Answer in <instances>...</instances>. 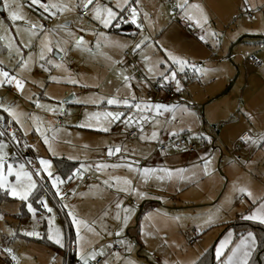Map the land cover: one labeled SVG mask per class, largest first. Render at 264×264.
<instances>
[{"label":"rangeland","instance_id":"rangeland-1","mask_svg":"<svg viewBox=\"0 0 264 264\" xmlns=\"http://www.w3.org/2000/svg\"><path fill=\"white\" fill-rule=\"evenodd\" d=\"M167 1L161 0L169 4ZM42 2L60 3L67 7L51 16L39 6L31 5L30 0H7V8L4 6L5 0H0V70L25 81L22 91L16 89L14 82L0 85V105L11 107L20 120V123H16L7 112L0 110V131L5 133L0 136V142L6 145L3 150L5 174L7 164L15 168L23 163L26 170L33 171L41 167L39 159L43 158L49 161L53 179L58 176L63 181L53 187V180L48 178L46 172L33 177L37 182L35 189L41 186L40 200L45 215H36L31 208L29 219L18 222L21 234L37 233L34 236L38 237L44 227L47 239L49 234L53 237L49 239L52 241L59 236L67 245L65 232L69 227L74 238L71 245L82 264L80 253L88 256L94 251H102L104 255L89 258V264H95L97 259H101V264H196L200 253L208 249H213L215 255L220 233L230 226L235 220L236 211L250 199L240 189L251 192L250 188H253L249 183L245 185L241 177L226 188L221 171L222 164L228 159L226 152L229 155L233 145H228L233 143L230 140L234 141L242 130L251 139L247 140L244 153L236 154L235 162L239 163V170L247 172L255 183L264 185V178L245 165L260 163L264 170V44H238L237 41L230 44L239 26L252 22V16L255 20L254 14L258 10H253L248 0H191V6L185 12L180 11L176 17L177 22L184 21L181 25L182 35H176L175 39L164 37V46L158 45V41L152 44L145 37L144 43L136 49V44L131 46L129 43L133 37L114 34L116 20L105 28L93 19L90 12L86 11L87 15L83 17L79 7L82 0ZM99 2L117 12V19L123 13L120 8L134 6L132 0ZM205 2L207 7L204 8ZM245 7L250 10L246 11ZM11 12H16L23 19L11 21ZM188 15L192 16V20L187 18ZM195 21H199V24ZM33 24L43 25V33L30 35ZM188 24L195 28L193 35L184 29ZM34 31L40 33L39 27ZM142 36L138 38L139 41ZM80 37L83 43L77 45L76 40ZM48 41L53 51H45L44 54L46 61H52L51 64L39 59L43 45ZM125 52H136L140 62L142 56L148 73L142 66L131 69L124 57ZM165 52L168 58L171 54L187 61L184 71H180V65L171 58L170 61L166 60ZM21 57L27 60L24 68L19 66ZM250 58L258 60L261 65L255 66L249 61ZM42 64L44 67H41ZM194 67L206 71L196 72ZM187 71L190 72L188 75H193L192 80L186 82L188 95L176 79V76H184ZM171 72L176 73L174 78ZM139 74L147 79L144 80L146 85L163 86L166 83L172 86L173 92L178 93L176 102L182 103L172 117H165L172 123L179 122L171 133L175 132L176 137L189 134L192 142L199 145L200 154L208 157L206 161L202 159L203 164L194 163L190 167L189 171L195 177L183 179L180 187L185 186L184 189L169 186L172 176L182 173L180 166L183 160L166 161L164 167L160 166L159 161L153 167L155 162L150 154L155 152L154 142L161 140L153 138L152 134L143 143L140 137L127 139L135 116L132 112H144L143 102L146 100L150 102L154 99L158 104L148 88L150 85L144 88L142 82L137 80ZM164 75H168L169 79H163ZM125 76L130 77L127 82ZM212 77L218 80L217 84L211 83L215 82L210 81ZM3 79L0 77V80ZM108 99H115L119 103L109 105ZM124 100L128 101L127 105L123 103ZM167 103L168 100L164 104ZM197 111L202 118L196 115ZM105 112L122 115L120 119L113 120L106 118L103 115ZM57 116H62L63 120H58ZM129 117H132L131 125L125 123ZM8 128L15 132V136L19 135L23 144L30 146L34 153L29 165L13 159L17 158V152L10 141L14 145L17 142L11 139L10 134L6 135ZM104 128L107 131H103ZM220 131L222 140L215 139L216 145L213 146V138ZM42 136L48 137V144L44 143ZM201 140L205 142L204 146H201ZM116 147H120L121 151L115 152ZM109 148L113 150L112 155L108 154ZM22 151L21 154H24ZM172 153H175L173 149L166 154ZM166 154L163 153V157ZM107 157L111 160H107ZM53 159L77 162L78 168L71 181L66 182L56 173ZM246 160L250 162L245 163ZM98 165L108 167L98 168ZM166 166L170 171H164ZM145 169L150 171L145 173ZM87 176L93 181L82 183V178ZM38 178L39 181L46 180L45 186L39 185ZM8 180L14 182L15 177L9 176ZM125 180L130 184H125ZM167 187L173 188L174 193L167 201L160 203L157 200L169 195ZM0 191L12 198L6 188ZM257 192L260 194L261 189ZM65 193L70 197L66 203L60 201ZM31 194L32 191L29 196ZM141 196L149 197V200L138 202ZM239 196L246 197L244 203L238 201ZM13 198L19 203L28 200ZM15 201L0 203V214H8L1 223L4 227L13 225L15 218L10 215L20 210ZM207 202L210 203L202 205ZM118 203L121 205L119 209L116 207ZM125 209L128 211L125 212ZM125 215L128 216L127 220L124 219ZM23 245L18 248L21 254ZM115 246L117 251L114 250Z\"/></svg>","mask_w":264,"mask_h":264},{"label":"crops","instance_id":"crops-1","mask_svg":"<svg viewBox=\"0 0 264 264\" xmlns=\"http://www.w3.org/2000/svg\"><path fill=\"white\" fill-rule=\"evenodd\" d=\"M132 1L134 4L133 7H135L137 9V23L136 24L131 23V16L129 15L130 21L124 25V26L129 27V28H127L126 31H123L122 33H117V32L115 33L116 29H120V28L115 27V29H114L115 30L114 34L122 35V36H125L128 38L133 37L129 41L131 46H132V44H138L141 41H144L145 37L148 39L149 42L151 41L152 44H157V41H158V45L164 46V44H163L164 43L163 42L164 37L166 38L167 36H171L172 39H175L176 35H178V34L182 35V26H183L184 21L182 20L180 22H177L176 17H177V14L180 13L181 10L178 7H176V5L179 3H183L184 0H168L169 2L167 1V3H169V4H165V3L161 2V0H138V3L136 2V0H132ZM248 1L250 2L251 8L253 10L257 9L258 13L254 14V16H256L255 20L252 16V20H253L252 22L251 21L247 22L246 26H243L242 24L239 26L240 28L236 31L235 37H232L231 40L229 39L230 44H233V42H236V41L238 44H240V43L255 44L256 42H262L264 44V0H248ZM191 4H192L191 0H188V8H189V6H191ZM203 4H204L203 5L204 8L207 7L206 2ZM128 7H126V8H128ZM199 10H202V9L199 8ZM85 15H87V12ZM241 17L244 18L242 15H241ZM247 17L251 18L248 14H247ZM137 25H143L144 29L138 30ZM184 29L191 35H193V33L195 32V31H193V32L189 31L187 29V27H185ZM139 33H140V35H138ZM141 35H143L142 36L143 38H141V40L139 41L138 38H140ZM153 36L156 38H154ZM156 47H158V46H156ZM125 53H127V52H125ZM132 53L134 56V60L131 63L128 62L129 67L132 69V68H137L138 66L141 68V66H142V69L147 74L149 69L145 66V63L143 61L142 56H141L142 61L140 62L136 58V56H137L136 52H132ZM167 55H168V53L165 52L164 57L166 58V60L170 61V58H168ZM124 57H125V54H124ZM252 59H254V58H250L249 61H252ZM255 61H256L255 63L252 62L255 66L261 65V63L258 60H255ZM187 72L190 74L189 71H187ZM184 73H186V72H184ZM192 76L189 75V77L186 79L188 81H191L193 78ZM179 77L181 78V80H183V83L185 85V88L182 86V90L188 95L187 90H186L187 80L185 79V76L179 75ZM210 79H211L210 81H215V82H211L212 84L215 85L218 83V80H215L213 77ZM144 80L147 81V79H145V77H144ZM144 80L140 81V82H142V86L144 88H147L148 84L151 85V83H147V85H146L145 84L146 81H144ZM148 88L150 89V87H148ZM176 95H177V97H179L178 93H176ZM176 100L177 99H173V100L169 101V103L162 105L164 107H161L160 109H157L155 107V105H157V104L155 103L154 99L151 100L150 102L148 100L144 101L143 102V105H145V107H144L145 111L144 112H136V111L132 112L133 115H135V116L133 118V125L130 127V130H128V133L135 129L138 134L134 139H137V137H140V140L142 143L153 132L156 133V138H158V140H161L160 142L165 141L169 137H176L175 135H171V132L173 131V129L175 127L174 125H179V122H178V124H175V122L172 123V121H170V120L169 121L165 120V117L166 118L167 117L170 118V116L172 117L173 116L172 113L177 108H179V105L182 103L180 101V103L177 104ZM178 100H180V99H178ZM190 114L191 113H189V115ZM196 115H197V113H196ZM217 132H218V130L216 131V133ZM240 132L241 133L235 139L236 141L230 140L233 143H229L228 145L233 144L232 146H234L238 142L237 141L239 139L238 137H240L242 135V133H244V131L242 130ZM141 136H143V139H141ZM127 139H128V134H127ZM134 139H128V140H134ZM215 139L222 140L221 139V131L218 135H216L215 138H213V141H214L212 143L213 146L216 145ZM249 139H251V138H249ZM16 142H17L16 144L18 145L20 151H17V158L13 157V159L14 160H17V159L22 160L23 162L26 163V165L27 164L29 165V162H32L30 160V158L33 157L34 153L32 152L30 146H25L23 144L22 140H20V138H19V135H16ZM156 142L157 141L154 142V145L157 144ZM246 146L247 145H244L239 150L233 152L232 155H228L226 152V156L228 159H227V161H225L224 164H222L221 171L223 172V177L225 180V187L228 186L229 183H232V184L236 183L238 178L241 177L242 178L241 181L245 182V185L247 183H249L250 186L253 187V188H250L251 193L253 195L247 201V203L244 204V206L240 210L236 211L237 213L234 217L235 220L232 223H230V226H228L227 228L222 230V232L220 233V238H218L217 241H219V240H220V242L226 241L227 246L221 250V254L219 257H217V252L215 250L214 258H217V259L216 260L214 259V264H225V262L228 261L229 256H232L231 264H239V260L243 257V253L245 251L249 252V254H250L248 257V260H249L251 255L253 254V252L256 249L255 248L256 247V238L252 232H250V231L238 232L234 228V226L238 220L244 221L246 219V220L253 221V222H256L259 224L261 223L258 219L253 220V219H247L246 217H248L251 214V212L258 207V203L261 200H264V185L261 184L260 182H259V184L255 183L253 181V178L250 177L249 175H247V172L240 171L241 169L239 170V168H238V167H240L239 163L235 162V160H237L236 154L237 155H238V153L243 154L244 153L243 149ZM154 148H155V152L153 154H150V155H153L151 157V160L153 162H155L153 167L156 166L157 165L156 162H159V161L161 164L160 166L164 167V162H166V161L181 162V160H183L182 164L180 166V171H182V173L180 175L176 174L175 176H172V179L170 180V183H169V186L170 185L175 186L173 188H177V190H179L178 188L181 186V183H182L184 178L195 177V175H193L191 173V171H189L190 167L194 163L203 164V162L208 159V157L206 155L204 156V155L200 154L201 152L199 151V149H197L195 153H187L183 148H181L180 150H177L174 148H169L168 150H166V152H163L164 155L167 152L170 153V150H172V149H173V152H175V153L178 152L180 154L179 155H176L175 153L166 154V156L163 157V153L157 152L156 147H154ZM227 148L230 149V147H227ZM227 148H224V149L227 150ZM14 150L16 152V149H14ZM22 150H24L25 152H23ZM21 151L24 154H21ZM220 153H221V151H220ZM212 155H214V154H212ZM154 156L158 157L159 159H155ZM106 159L111 160L110 157H107ZM202 159L204 161H202ZM232 162L236 163L237 166ZM249 162H250L249 160L248 161L246 160L245 163H249ZM245 165L248 167V169L252 168V171L254 172V174H257L258 176H262V178H264V170L261 169L260 163H259V165H248V164H245ZM151 168H149V169H151ZM30 169H31V167H30ZM164 171H170V170H168V167L166 166V168H164ZM236 174H238L239 176H237ZM196 176H198V173ZM203 177H200V178L203 179ZM83 179L84 178H82V180ZM39 180L40 179L38 178V183H40L39 185H42L41 184L42 181L40 182ZM43 181H44V185H42V186H45L46 180L44 179ZM91 181H93V179L89 180V182H91ZM89 182H86V184H89ZM184 187L185 186H182L180 188L184 189ZM173 188L167 187V189H168L167 193H169L167 198H165L163 200H157V201H159L160 203L167 201L169 196L171 197L174 193ZM192 188L195 189V187H192ZM226 188H225V190H226ZM256 189L257 190L261 189V193L259 194V192H257ZM34 190H32V194H33ZM177 190L175 192H177ZM63 195H69V194L65 193ZM147 198H149V197L141 196V197H139L138 202H140L141 200H143V202H145L144 200H149ZM205 198L206 197H203V199H205ZM245 198H246L245 196L244 197L239 196L238 201L240 203H244ZM10 199L11 200L9 202L15 201V198H13V197ZM157 199H159V198H157ZM216 199H218V198H216ZM253 200L257 201V204H253ZM60 201H61V199H60ZM15 202H18V201H15ZM210 202H212V201H210ZM210 202L203 203L202 205L208 204ZM22 203H24V201H22L21 203L18 202V209H20V206L22 205ZM32 209L35 210L34 208H32ZM19 212H20V210H19ZM19 212L13 211V213H11L10 216L12 218H15V219H13L14 222H13V225H11V227H9L8 225L6 227L1 225L2 220H6V216H8V214H0V248L5 247L9 253H11L13 256L16 257L18 264H65L66 258H65L64 251L66 252V246H67L65 244V242H62V246H61V244H57L55 241L48 239L56 247L55 250H52V249L48 248L47 246H44V245L38 243L36 241V239H39L41 237H45V238L47 237L45 234L46 230L44 227H42V229H41L42 233L40 232V235L38 237H36L34 235H27L26 232H23V235H22L20 232V229H18V226H17L18 222L20 220L19 217L17 216L19 214ZM29 212H31V211H29ZM36 215L44 216L45 212L43 211L39 214H38V212H36ZM28 219L29 218L25 219V221H27ZM22 220H24V219H22ZM261 224L264 225V223H261ZM249 233H251V236H249ZM5 236H6V238H5ZM16 241H20V242L17 243ZM220 242L216 245L215 249H217L220 246ZM190 243H191V241H190ZM21 244H24L23 247L20 248V249H22V254L20 253V251L18 249ZM233 248H238V251L235 255H233V253H232ZM114 250L117 251L118 248L117 249L114 248ZM74 251H75V249H73L75 260H77L78 264H82L81 261H79V259L77 258V253H75ZM203 254L204 253H200L199 258ZM101 263L102 262H100L98 264H101ZM0 264H8V262L4 258V256H3V261L0 262ZM95 264H97V263H95ZM262 264H264V261L262 262Z\"/></svg>","mask_w":264,"mask_h":264},{"label":"snow or ice","instance_id":"snow-or-ice-1","mask_svg":"<svg viewBox=\"0 0 264 264\" xmlns=\"http://www.w3.org/2000/svg\"><path fill=\"white\" fill-rule=\"evenodd\" d=\"M136 2L138 3V0H136ZM30 4L31 5H37L40 8L43 9L44 13H48L51 16H55L57 11H62L64 10L67 5L64 4H60V3H43L42 0H30ZM6 8L8 7V3L7 0H5V5ZM81 11H88L92 14L93 19L97 20L100 24H102L105 28H107L110 24H112L113 21H115L118 17V13L113 11V9L111 7H108L106 4L105 5H101L99 0H82L81 5L79 6ZM117 7H119V5H117ZM176 7H178L182 12H185V10L188 8V0H184L183 3H179L176 5ZM192 7H196L195 5H192ZM53 9H55L56 11H52ZM126 9L125 8H120L121 12H124ZM246 11H249V8L245 9ZM127 11L130 12V16H131V23L136 24L137 23V9L135 7L129 8L127 9ZM187 18L189 20H192V16L188 15ZM9 19L13 22L17 21V20H21L23 19L22 16L18 15L16 12H11L9 15ZM120 20H124L125 18L123 16L119 17ZM127 22V21H125ZM197 24H199V21H195ZM207 21L205 20V23ZM39 27L40 29V33L35 32L34 30ZM64 27V26H61ZM116 27H119V24H116ZM137 27H140V25H137ZM43 25H32L31 26V30H30V35H40L43 33ZM82 30V29H81ZM52 31H55L54 29ZM69 35H71V33H69ZM201 39H203V37H201ZM50 41H48L47 43H45L43 45V48L41 50V54L39 56L40 61H46V57H45V51L46 52H52L53 48L50 45ZM59 43V42H58ZM83 43V38L80 37L76 40V44H82ZM144 43V41H141L140 43L135 45L136 49H139L141 47V45ZM27 46V45H25ZM169 57L172 59V61L175 64L180 65V71H184V67L187 65V61L179 59L175 56H171V54H169ZM48 64H51L52 61L47 60L46 61ZM21 68H24L27 66V60H24L23 57H21V62L19 65ZM57 67H59V65H56ZM41 67H44V65L42 64ZM48 70V69H45ZM194 71L196 72H201V71H206L205 69H199V68H195L194 67ZM171 77L174 78L176 73L175 72H171L170 73ZM0 77H3V80H0V85H3L4 83H8V84H12L13 82L15 83V87L17 90L22 91L23 90V86L25 81H22L20 79H18L16 76L12 75L10 72L8 71H4V70H0ZM163 79L167 80L169 79L168 75H164L162 77ZM50 79H55L50 77ZM130 79V77L125 76L124 80L125 82H127ZM71 83H77V81H70ZM43 85H41L42 87ZM177 90H179V85L177 84ZM107 103L109 105L112 104H116L119 103V101L115 100V99H108ZM124 104H128L127 100L123 101ZM37 107H39V102L37 101ZM137 108H139V105H136ZM155 107L157 109H160L161 107H164L162 105H155ZM0 110H3L4 112H7L9 117L12 118L13 121H15L16 123H20L19 117L18 115L13 111V109L11 107H5L3 105H0ZM106 118H112L113 120H117L120 119V116L122 114L120 113H113V112H105L103 114ZM126 124L131 125L132 124V117H129L126 121ZM81 126H89V125H81ZM103 131H107L106 128L102 129ZM37 131H39V129H37ZM5 133L0 131V136H3ZM171 135H176L175 132L171 133ZM10 137L11 139L15 140L16 136H15V132L10 133ZM152 137L155 138L156 137V133L153 132L152 133ZM42 139L44 140L45 144L49 143L48 137L47 136H42ZM141 139H143V136H141ZM6 148V145L3 142H0V189H7L8 190V194L12 197H18L21 200H27L30 192L35 189L37 187V182L34 180V176H40L42 172H46L47 176L49 179L53 180L52 186L56 187L57 182L62 183L63 181H61L60 177H55L53 179L52 177V173L51 171H49L50 168V164L49 161L41 158L39 159V165L41 166L40 168H37L33 171H28L26 170V166L25 164L21 163L18 165V167H15L12 164H7L6 166V172L7 175L5 174V153H4V149ZM49 150L51 151V147H49ZM121 148L120 147H116L115 152H120ZM108 154L112 155L113 154V150L111 148L108 149ZM119 165H112L111 167H118ZM99 167H108V166H103V165H98ZM129 168H131V165H128ZM145 173H147L148 169L144 170ZM9 176H14L15 177V181L11 182L8 180ZM107 183V182H105ZM125 184H130V181L125 180L124 181ZM132 191H135L134 189ZM241 192H243L245 195H247L249 198H251V192L246 191L245 189L241 188L240 189ZM57 195H60L59 192L56 193ZM253 204H257V201L253 200ZM47 208V204L44 205ZM117 209H119L121 207V205L118 203L116 205ZM29 211H32L31 206L29 205ZM48 211H51V209H48ZM128 209H125V212H127ZM247 219H253L256 220L258 219L261 223H264V200H261L258 203V207L253 210L251 212V214L246 217ZM117 219H119V215H117ZM125 220L128 219V216L125 215L124 217ZM27 235H38L37 233H27ZM117 235H119V233H117ZM230 235V234H229ZM249 236H251V233H249ZM49 239H53L52 235L49 234ZM80 237L79 234L77 236V240L79 241ZM55 242L57 244H61L62 246V241L59 238V236H57ZM227 246V242L226 241H221L220 242V246L216 249L217 252V257L220 256L221 254V250ZM238 251V248H233L232 249V253L233 255H235ZM104 255V252H99L96 253L95 251L93 253H90L88 256H85L83 253H80V259L83 261V264H89V258L91 259H95L96 255ZM249 252L245 251L243 253V257L239 260V264H248V257H249ZM232 261V256H229L228 261L225 262V264H231Z\"/></svg>","mask_w":264,"mask_h":264},{"label":"trees","instance_id":"trees-1","mask_svg":"<svg viewBox=\"0 0 264 264\" xmlns=\"http://www.w3.org/2000/svg\"><path fill=\"white\" fill-rule=\"evenodd\" d=\"M127 26H124L120 29H116L115 33H122L123 31L127 30ZM185 79L189 77V73H184ZM187 80V79H186ZM188 81V80H187ZM166 84V83H165ZM6 125V123H5ZM4 125V126H5ZM10 144L16 149L19 150L18 145H14L12 140L10 141ZM54 161V167L56 173H59L60 176L63 177V179L66 180V182L71 181L74 178V174L78 168L77 162H69L63 159H53ZM41 182V181H40ZM42 185H44V181L41 182ZM41 187V186H40ZM37 188L33 191V194L28 198L26 203H22L20 206V212L17 215L20 220L27 219L30 215L28 206L30 205L32 208L35 209L36 212L41 213L43 212L42 203H41V196L42 191L41 188ZM11 199L7 196L6 193L0 191V203L8 202ZM145 203V202H144ZM143 203V208L145 207V204ZM142 208V211L144 210ZM140 211V213H142ZM139 213V215H140ZM234 228L238 232H245L250 231L255 235L256 238V249L251 255L250 259L248 260V264H262L264 261V225L261 223H256L249 220H238L234 226ZM65 237L68 239L70 238L71 243L74 242L73 234L71 229L68 227V231L65 232ZM36 241L44 246H47L48 248L55 250L56 247L45 237H41L39 239H36ZM65 258H66V252L64 251ZM214 252L213 249H208L203 255H201L200 259L196 264H214ZM67 264H78L77 260H75V256L73 253V249L68 253V261Z\"/></svg>","mask_w":264,"mask_h":264},{"label":"built area","instance_id":"built-area-1","mask_svg":"<svg viewBox=\"0 0 264 264\" xmlns=\"http://www.w3.org/2000/svg\"><path fill=\"white\" fill-rule=\"evenodd\" d=\"M86 14V11L81 12V15L84 16ZM129 14V11H127V9L122 13V16L125 18L124 20H120V19H116L115 21V26L116 24H119V27L117 28H122L124 27V25L129 22L130 20L127 18ZM127 21V22H125ZM45 26H47V23H45ZM187 29L191 32L195 31L194 26L188 24ZM138 30H142L144 29L143 25H140V27H137ZM153 41V40H152ZM154 42V41H153ZM125 57L127 58L128 62L131 63L134 60V56L133 53H125ZM251 62H256L254 59H252ZM177 80H180L182 86L185 88V85L183 83V80H181L180 77H176ZM137 79L139 81H143L144 77L143 75L139 74L137 76ZM150 89L152 94L154 95V97H156V102L160 105H164V103L168 100L171 101L173 99H175L177 97L176 93L173 92L172 90V86L169 84H164L163 86H159L158 84H151L150 85ZM197 115L202 118L201 113L199 111H197ZM57 118L59 120H63L62 116H57ZM166 120V118H165ZM175 124H178V121H175ZM0 126H2V123L0 122ZM12 129L8 128L6 129V135H9L10 133H12ZM137 131L134 129L133 131H130L128 133V139H134L137 136ZM199 134V133H198ZM191 136L189 134H184L181 136H177V137H169L168 139H166L163 142H158L155 147L157 149L158 152H166V150H168L169 148H174L177 150H180L181 148H183L187 153H195L196 150L198 149L199 145L195 144L194 142H192ZM251 138V136L247 133H242V135L239 137V139L237 140L238 142L232 146L231 150L228 152L229 155H232L233 152L239 150L241 147H243L244 145H246L247 143V139ZM202 144L201 146L205 145V142H203L201 140ZM92 178L89 176L85 177L82 180V183H86L89 182V180H91ZM70 200V197L68 195H64L61 198V202H68ZM60 203V202H59ZM57 204V203H56ZM57 207H59V205L57 204ZM71 241L70 238L67 239V246H66V259H65V264H67L68 261V253L73 249V246L71 245ZM115 249H117V247H115ZM0 252L1 254L4 256V258L7 260L8 264H18L16 257L13 256L11 253H9L7 251V249L5 247H1L0 248ZM101 259H98L95 261V263H100Z\"/></svg>","mask_w":264,"mask_h":264}]
</instances>
